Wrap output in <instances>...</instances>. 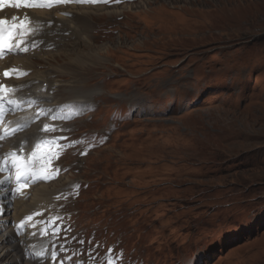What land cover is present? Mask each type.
<instances>
[{"label": "rangeland", "instance_id": "rangeland-1", "mask_svg": "<svg viewBox=\"0 0 264 264\" xmlns=\"http://www.w3.org/2000/svg\"><path fill=\"white\" fill-rule=\"evenodd\" d=\"M125 7L80 8L90 23L122 17L118 35L77 43L68 20L70 50L55 52L85 88L75 98L106 100V115L135 108L87 126L108 141L86 160L98 189L84 193L81 219L151 264H264V0Z\"/></svg>", "mask_w": 264, "mask_h": 264}, {"label": "snow or ice", "instance_id": "snow-or-ice-1", "mask_svg": "<svg viewBox=\"0 0 264 264\" xmlns=\"http://www.w3.org/2000/svg\"><path fill=\"white\" fill-rule=\"evenodd\" d=\"M112 0H16L11 3L10 6L19 8H35V9H51L54 6L67 5V4H97V3H110ZM120 2V0H115ZM65 16H70L69 13H63ZM18 17L13 16L11 22L6 19H0V58H4L8 55H14L17 52H27L30 47L34 48L36 45L34 42H30L28 37L36 34V29L30 26V18L24 17L19 23H17ZM16 73L17 78L24 75L20 70L13 69L11 73L5 71L3 75L9 77L10 74ZM14 89L7 88L5 85L0 84V104L7 102L12 103L11 93ZM44 131H55L54 128H49L48 125L44 126ZM13 130V134H14ZM4 139L3 135H0V140ZM54 146L55 149H54ZM64 145H59L57 139H43L38 141L34 148L36 150H43L37 160V151L31 153V159L21 158L19 153H9L8 157L11 158L10 167L14 170L16 188L12 191L17 195H23V189L30 184H35L39 181H49L55 178V173L59 171L58 168L51 167L53 161L60 155L61 149ZM8 166V159L5 158L3 165H0V171H4V168ZM7 179V178H6ZM0 180V185L6 182ZM2 211V209H0ZM39 215V213H38ZM33 218L29 216L27 221H31ZM59 218H50L49 221H43L45 225L43 234H47L49 229H52V234L56 235L60 232L59 227H55L56 221ZM25 223L19 226L23 228ZM82 243V242H81ZM43 255L42 253L40 254ZM55 259V254L52 256ZM106 264H116L113 257H107Z\"/></svg>", "mask_w": 264, "mask_h": 264}, {"label": "bare ground", "instance_id": "bare-ground-1", "mask_svg": "<svg viewBox=\"0 0 264 264\" xmlns=\"http://www.w3.org/2000/svg\"><path fill=\"white\" fill-rule=\"evenodd\" d=\"M124 8H127V7L123 6V9ZM120 9H122V8H120ZM60 11H64V12L71 13V14H75L77 12H80L81 10H80V8L72 7V8L60 9V10H56V11H52V12H48V13L38 12L37 15L40 16L41 18H43L46 21H49L50 19L55 18L54 19L55 21H54L53 28L49 30L50 33H57L58 31H59L58 33H61L63 31V29L66 30V25H68L69 21H68V19L61 18V16L59 15ZM85 12H91V11L88 9ZM114 12L115 13H120V10H114L113 13ZM46 21H44V22H46ZM71 22H72V20H71ZM59 23H61L63 25L60 28L57 27V25ZM65 23H67V24H65ZM78 33L79 32H77V30H75V32H72V34H71L72 37L74 35H75V37H77V38H75V39H77V43H79L81 41L80 40L81 38L79 37ZM54 38L55 37L51 38V41H54ZM63 40H64V37L62 38L61 42H63ZM64 41L65 42L60 44L59 48L60 47H65V48L69 47L67 45L68 43L70 44L69 40L66 39ZM56 44H58V43H56ZM81 44H80L79 47H81ZM78 45L79 44H77V46ZM59 48H58V51H61V52L64 51V49H65V48H63V49L59 50ZM68 49L70 50V48H68ZM55 54L56 53L53 52V51L40 52V53H37V54L33 55L32 57H23V58H20V59H16V58L15 59H8L5 62L0 63V66L2 68H5V67L10 66L12 64H17V65L18 64H22V65H25V66L31 68L33 66V64H36V63L32 62V58H36L38 60H42V61H40V62H42V65L48 67L47 68V72L49 71V72H51V74H53L55 76V81L57 82V85L55 87L58 90L61 87L59 85V81L58 80H60V81L61 80H68L71 83V85L67 86L69 88V90L68 91L64 90V93L75 94L77 91L79 92V90L81 91L82 89H85V88H83L81 86V84H79L80 79L75 81V78L70 77V75H71L70 70L68 71L67 68H65L63 65L59 64V63H62V61H61L62 58L60 57L62 54L59 53V54L56 55L57 57H60V58H57V57L54 58ZM49 56H51V58H49ZM34 74L37 75L35 78L42 77L43 79H45L44 82L48 83V81L46 80L47 76L46 75H42L43 73L35 72ZM91 77H93V76H91ZM76 83H78V84H76ZM71 91H73V93ZM64 181H66V178H64ZM60 183H61V181H58L57 183L51 184L49 186H38V187L33 188L30 191L31 196H30V199H28V200H30L29 202L18 201V202H15L13 204V212L14 213H13V216H12V220H16L17 217L20 214H22L25 210L26 211H30V210L36 208L37 205H39L41 203H48V201L45 200L42 196L46 195L45 194L46 191L50 192V194H53L54 192H56L58 190H61L63 188V186H60L58 188L54 187L56 185H59ZM6 195H7V192L4 190L2 185H0V198L3 197V196H6ZM6 203H7V201L4 198H2V200H0V209H4L5 210V216L9 212V209L6 207L7 206ZM0 221H1L0 222V245H1L2 248H4L5 246L7 247V249L0 254V264H27V263H23L22 262V256L18 255L19 246H18V242H15L17 239H16L13 231L7 225L8 222L10 221V218H6V217L3 218V219L0 218ZM5 257H10V261H4L3 262V258H5ZM28 264H30V263H28Z\"/></svg>", "mask_w": 264, "mask_h": 264}]
</instances>
